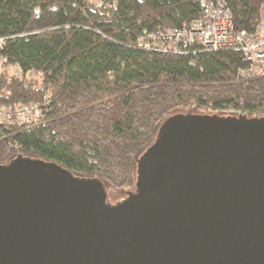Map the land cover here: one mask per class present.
Wrapping results in <instances>:
<instances>
[{"label": "trees", "instance_id": "trees-1", "mask_svg": "<svg viewBox=\"0 0 264 264\" xmlns=\"http://www.w3.org/2000/svg\"><path fill=\"white\" fill-rule=\"evenodd\" d=\"M234 28L255 32L264 0H227ZM196 0H0V105L40 102L45 119L0 127V163L18 155L57 162L114 188L135 184L137 159L173 114L264 115V75H241V52L136 47L145 30L203 18ZM195 51V52H194ZM41 72L40 81L8 77ZM182 112V113H179Z\"/></svg>", "mask_w": 264, "mask_h": 264}, {"label": "water", "instance_id": "water-1", "mask_svg": "<svg viewBox=\"0 0 264 264\" xmlns=\"http://www.w3.org/2000/svg\"><path fill=\"white\" fill-rule=\"evenodd\" d=\"M136 192L57 162L0 163V264H264V117H167Z\"/></svg>", "mask_w": 264, "mask_h": 264}, {"label": "built area", "instance_id": "built-area-1", "mask_svg": "<svg viewBox=\"0 0 264 264\" xmlns=\"http://www.w3.org/2000/svg\"><path fill=\"white\" fill-rule=\"evenodd\" d=\"M204 17L190 23L183 22L178 27L158 26L145 30L139 36L136 47L144 50L163 53H189L192 49L214 52L216 50H237L243 55L248 65L241 75L259 77L264 75V26L255 32L238 31L234 28L233 15L227 0H196ZM106 0H88L89 8L102 9ZM0 37V49L5 43ZM195 52V51H194ZM4 57L0 56V71ZM26 82L36 79L40 81L41 72L28 69L25 73L17 66L7 71L8 77H22ZM47 97L40 102L30 101L19 104L0 105V127L11 124L31 126L41 123L45 118L44 105Z\"/></svg>", "mask_w": 264, "mask_h": 264}, {"label": "rangeland", "instance_id": "rangeland-1", "mask_svg": "<svg viewBox=\"0 0 264 264\" xmlns=\"http://www.w3.org/2000/svg\"><path fill=\"white\" fill-rule=\"evenodd\" d=\"M263 14H264V9H263ZM264 16V15H263ZM262 25L264 26V22L262 23ZM182 113V112H179ZM198 115L201 116H220V117H235L234 114H231L228 110L227 111H220L218 109L214 110V111H205V112H199ZM260 117H264V115H260V116H252L249 115V117H247L248 119H254V118H260ZM156 143V137L154 139H152V141L147 145V149L152 148V146ZM138 176V169H136L135 171V180L138 181L137 179ZM85 178V177H83ZM104 190L106 192V203H108L109 205H116L119 202H121L123 199H125L128 194H131L132 192H136V183L134 185H132L131 187H125V188H114L112 186H108V185H104Z\"/></svg>", "mask_w": 264, "mask_h": 264}, {"label": "crops", "instance_id": "crops-1", "mask_svg": "<svg viewBox=\"0 0 264 264\" xmlns=\"http://www.w3.org/2000/svg\"><path fill=\"white\" fill-rule=\"evenodd\" d=\"M264 9V8H263ZM264 14H263V12H262V20H263V22H264V16H263Z\"/></svg>", "mask_w": 264, "mask_h": 264}]
</instances>
